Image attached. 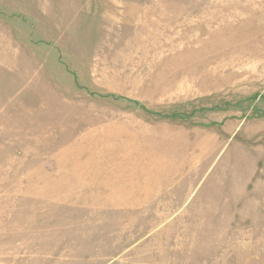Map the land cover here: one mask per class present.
Returning a JSON list of instances; mask_svg holds the SVG:
<instances>
[{
  "label": "rangeland",
  "instance_id": "rangeland-1",
  "mask_svg": "<svg viewBox=\"0 0 264 264\" xmlns=\"http://www.w3.org/2000/svg\"><path fill=\"white\" fill-rule=\"evenodd\" d=\"M0 264H264V0H0Z\"/></svg>",
  "mask_w": 264,
  "mask_h": 264
}]
</instances>
